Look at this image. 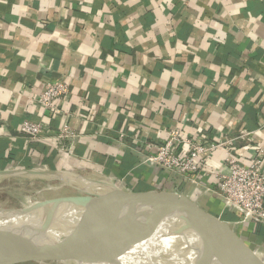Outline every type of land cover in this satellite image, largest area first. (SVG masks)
<instances>
[{
	"label": "crops",
	"instance_id": "crops-1",
	"mask_svg": "<svg viewBox=\"0 0 264 264\" xmlns=\"http://www.w3.org/2000/svg\"><path fill=\"white\" fill-rule=\"evenodd\" d=\"M52 81L70 85L65 115L38 104ZM27 120L43 126L41 138L20 132ZM66 127L77 136L67 152ZM172 130L219 145L195 185L145 162L146 146L155 152ZM258 148L264 0H0V172L89 170L124 191L196 194L189 206L225 220L264 264V224L232 223V209L206 190L226 159L247 165ZM140 206L179 216L149 199Z\"/></svg>",
	"mask_w": 264,
	"mask_h": 264
},
{
	"label": "water",
	"instance_id": "water-1",
	"mask_svg": "<svg viewBox=\"0 0 264 264\" xmlns=\"http://www.w3.org/2000/svg\"><path fill=\"white\" fill-rule=\"evenodd\" d=\"M4 172L7 171L0 172V175ZM11 172L16 176L43 177L57 171ZM111 182L130 206L99 195L83 196L90 201L89 208L41 204L27 209H0V264L5 260L9 264V261L16 259L35 262L33 258L17 255V252L69 246L91 233L105 230L118 232L119 237L109 234V241L121 248L134 250L137 254H145L153 249L157 252V248L165 244V250L160 251L163 254L169 252L177 256L201 255L209 264H256L244 254L245 247L240 238L233 232H225L228 224L225 220L212 219L203 212L200 216L193 206H189L185 196L166 194L158 190L134 193L124 191ZM143 199L170 205L179 216L143 211L140 206ZM193 216L202 217L200 220L204 221V229L191 219ZM9 218H14V221L6 226V219ZM129 234L140 239H129ZM173 234L177 235L181 245L170 243Z\"/></svg>",
	"mask_w": 264,
	"mask_h": 264
},
{
	"label": "built area",
	"instance_id": "built-area-1",
	"mask_svg": "<svg viewBox=\"0 0 264 264\" xmlns=\"http://www.w3.org/2000/svg\"><path fill=\"white\" fill-rule=\"evenodd\" d=\"M71 94L70 85L66 82L52 81L41 95L38 104L55 116L65 115L64 104ZM43 126L31 121L22 123L20 132L32 140L41 138ZM68 127L58 134L59 146L64 150L66 141L76 138ZM240 139H249V134H244ZM229 145L232 142L229 141ZM148 154L145 162L153 165L164 173H169L182 178L186 183L196 184L198 177L206 168L209 152L218 149L216 144H201L195 140L184 137L179 130L169 132V137L157 145L155 152L146 146ZM68 149H65L67 152ZM264 153L256 149L255 157L249 164L229 157L226 159L227 173H217L214 185L207 187V191L223 200L226 210L234 212L236 224H264ZM182 196L196 200L197 195L182 193Z\"/></svg>",
	"mask_w": 264,
	"mask_h": 264
},
{
	"label": "bare ground",
	"instance_id": "bare-ground-1",
	"mask_svg": "<svg viewBox=\"0 0 264 264\" xmlns=\"http://www.w3.org/2000/svg\"><path fill=\"white\" fill-rule=\"evenodd\" d=\"M15 176L14 172H4L0 175V183ZM41 179H43L42 181L46 179L59 181L63 185L73 187L85 197L103 195L125 203V205H131L124 200L111 180L99 173L79 170L57 171L43 177H32L31 181ZM6 221L7 226L14 221V218L6 219ZM109 234L119 237L118 232L105 230L99 233H91L83 240L69 246L34 252L21 250L17 252V255L24 258H33L38 264H143V259L147 264H209L201 255L177 256L173 255L174 253L169 254V252L164 253V255L160 251H162L161 249L165 250V247H163L165 244L157 248L159 253L154 252L155 249H153L145 254H137L134 250L121 248V246L109 241ZM129 239L139 240L140 238L129 234ZM169 241L175 243L176 246L181 245L176 234H173Z\"/></svg>",
	"mask_w": 264,
	"mask_h": 264
},
{
	"label": "rangeland",
	"instance_id": "rangeland-1",
	"mask_svg": "<svg viewBox=\"0 0 264 264\" xmlns=\"http://www.w3.org/2000/svg\"><path fill=\"white\" fill-rule=\"evenodd\" d=\"M64 171H68V170H64ZM81 171H89V170H81ZM31 178L32 177L29 176H15L14 178H10L1 182L0 209H7V208L27 209L41 204H48V205L51 204L55 206L77 207V208L90 207V201L86 200V198H84L83 195L79 194L72 187L64 186L59 181H54L49 179H46L44 181H42L43 179L31 181ZM2 264H7L6 260ZM9 264H38V263H35L33 261L24 262L19 259H16L9 261Z\"/></svg>",
	"mask_w": 264,
	"mask_h": 264
},
{
	"label": "trees",
	"instance_id": "trees-1",
	"mask_svg": "<svg viewBox=\"0 0 264 264\" xmlns=\"http://www.w3.org/2000/svg\"><path fill=\"white\" fill-rule=\"evenodd\" d=\"M234 218L230 219V220H235L236 219V216L235 215H232Z\"/></svg>",
	"mask_w": 264,
	"mask_h": 264
}]
</instances>
